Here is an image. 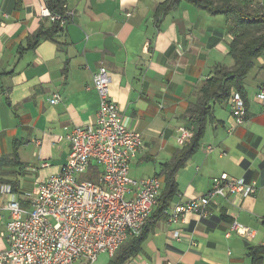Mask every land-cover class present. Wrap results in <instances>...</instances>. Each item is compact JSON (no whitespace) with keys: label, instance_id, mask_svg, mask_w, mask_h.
<instances>
[{"label":"crops","instance_id":"obj_1","mask_svg":"<svg viewBox=\"0 0 264 264\" xmlns=\"http://www.w3.org/2000/svg\"><path fill=\"white\" fill-rule=\"evenodd\" d=\"M166 1L65 0L67 21L54 33L55 22L41 15L45 0H0V186H10L22 206L30 207L37 186L66 165L67 136L96 123L100 97L93 80L102 66L125 125L143 136L131 174L158 177L181 150L179 129H191L189 111L201 87L216 65L234 67V34L227 17L189 3L160 16ZM258 64L246 81V121L228 133V103L211 105L200 149L175 176L179 194L162 215L154 207L139 253L122 264H251L250 253L264 246V110L258 98L264 55ZM54 94L61 97L57 104L50 102ZM15 149L17 162L5 163ZM223 174L255 182L256 193L218 199L207 219L189 213L168 221L177 205L206 195ZM11 197L0 192V252L8 248ZM235 221L254 228V239L232 232ZM113 258L103 253L95 264Z\"/></svg>","mask_w":264,"mask_h":264},{"label":"built area","instance_id":"obj_2","mask_svg":"<svg viewBox=\"0 0 264 264\" xmlns=\"http://www.w3.org/2000/svg\"><path fill=\"white\" fill-rule=\"evenodd\" d=\"M41 15L61 26L68 16L53 14L46 5ZM93 81L100 97L96 123L77 126L67 136L71 151L66 165L37 186L31 206H22L10 186H0L2 194L12 196L7 205L11 219L4 233L8 248L0 252V264H95L100 254L113 257L125 242L140 236L149 221L161 181L156 176L132 178L131 161L144 146L143 136L125 125L111 99L108 69L100 67ZM258 98L264 110V85L258 90ZM60 101V95L54 94L50 102ZM228 105L233 120L228 129L231 133L246 121L248 109L237 91L232 92ZM192 137V129L181 127L178 144L184 146ZM92 164L102 171L98 181L78 179ZM256 191L255 182L223 174L214 178L206 195L177 205L168 221L179 222L189 213L207 219L218 199L248 197ZM231 231L246 240L256 235L255 230L237 221Z\"/></svg>","mask_w":264,"mask_h":264},{"label":"trees","instance_id":"obj_3","mask_svg":"<svg viewBox=\"0 0 264 264\" xmlns=\"http://www.w3.org/2000/svg\"><path fill=\"white\" fill-rule=\"evenodd\" d=\"M45 3L53 14L65 15V0H45ZM182 3H189L213 15L227 17L234 34L230 55L235 64L233 68L216 65L212 76L201 87L199 99L189 111L193 137L182 146L172 161L163 165L164 168L158 176L164 183L156 204L159 215L168 209L179 194L175 176L200 149L207 125L213 117L211 105L228 103L232 92L237 91L243 96L248 109L246 81L250 73L259 66L258 59L264 55V4L254 7L253 0H168L160 6V16H164ZM60 25V22L54 23V33L62 29ZM42 36V32L36 34L37 40ZM17 159L15 149L13 159L4 162L16 163ZM101 174V169L92 164L82 180L97 182ZM152 219L150 217L140 236L128 240L116 251L110 264H122L139 253L144 231ZM249 256L252 259L251 264H262L264 246L254 248Z\"/></svg>","mask_w":264,"mask_h":264},{"label":"rangeland","instance_id":"obj_4","mask_svg":"<svg viewBox=\"0 0 264 264\" xmlns=\"http://www.w3.org/2000/svg\"><path fill=\"white\" fill-rule=\"evenodd\" d=\"M254 72V71H253ZM141 171H147V170H141ZM132 175V178L133 179H136V180H140V179H137V178H139L140 177V175H139V172L137 171V170H133V173L131 174ZM82 177H83V175H81V176H77V178L78 179H81L82 180ZM135 177V178H134ZM246 226V225H245ZM247 227H249V226H247ZM251 229H253V230H255L254 228H252V227H250ZM263 231H264V228H263ZM257 241V240H256ZM256 241H254V242H256Z\"/></svg>","mask_w":264,"mask_h":264},{"label":"water","instance_id":"obj_5","mask_svg":"<svg viewBox=\"0 0 264 264\" xmlns=\"http://www.w3.org/2000/svg\"><path fill=\"white\" fill-rule=\"evenodd\" d=\"M249 243L248 242H245V245H248Z\"/></svg>","mask_w":264,"mask_h":264}]
</instances>
